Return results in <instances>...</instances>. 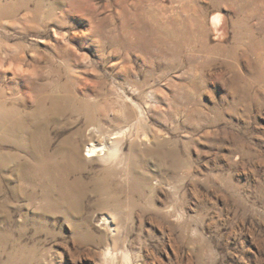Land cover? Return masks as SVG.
Masks as SVG:
<instances>
[{"label": "rangeland", "instance_id": "1", "mask_svg": "<svg viewBox=\"0 0 264 264\" xmlns=\"http://www.w3.org/2000/svg\"><path fill=\"white\" fill-rule=\"evenodd\" d=\"M106 261L264 264V0H0V264Z\"/></svg>", "mask_w": 264, "mask_h": 264}, {"label": "bare ground", "instance_id": "2", "mask_svg": "<svg viewBox=\"0 0 264 264\" xmlns=\"http://www.w3.org/2000/svg\"><path fill=\"white\" fill-rule=\"evenodd\" d=\"M216 19H217V17H216ZM98 132H99V130L93 124H87V127H86L84 133H87L89 136H87V138L84 141V144H85L84 150H86L88 155H83L81 148H80L81 147L80 143L69 140L68 147L66 146L67 149L64 151H61V154H60L61 156L64 157L63 163L65 165H67V164L76 165L78 162H81L82 159L87 158V157H93L95 159H101L103 161H107V160L111 159V157H113V154L115 153L116 148H115V146H106L105 143L100 139V135H98ZM24 133H26L28 135L26 138V140H27L26 144L27 145L21 144V146L23 148L25 147L26 152L29 153L30 156H33L34 158L38 159V156H41V152L43 154L45 153V150L47 149L48 144H46V142L39 143L37 132L34 130H25ZM113 138H115V137H113ZM105 140H110V138L109 139L106 138ZM113 142H115V141L113 140ZM41 146H42V149H41ZM58 154H59V152H58ZM43 159L40 158V162H41L40 166H43L42 165ZM47 163H49V162H47ZM70 167L71 166H69V168ZM108 215L104 216V220H105V223H106L108 229L111 231L112 234H114V233H116L118 227H117V224H115V219H113V214L111 213ZM105 264H113V262L106 261Z\"/></svg>", "mask_w": 264, "mask_h": 264}]
</instances>
